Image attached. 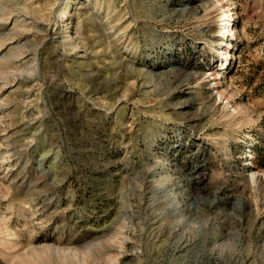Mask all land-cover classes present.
Listing matches in <instances>:
<instances>
[{
	"label": "rangeland",
	"instance_id": "obj_1",
	"mask_svg": "<svg viewBox=\"0 0 264 264\" xmlns=\"http://www.w3.org/2000/svg\"><path fill=\"white\" fill-rule=\"evenodd\" d=\"M0 264H264V0H0Z\"/></svg>",
	"mask_w": 264,
	"mask_h": 264
},
{
	"label": "bare ground",
	"instance_id": "obj_2",
	"mask_svg": "<svg viewBox=\"0 0 264 264\" xmlns=\"http://www.w3.org/2000/svg\"><path fill=\"white\" fill-rule=\"evenodd\" d=\"M58 17H60L59 14H58Z\"/></svg>",
	"mask_w": 264,
	"mask_h": 264
}]
</instances>
